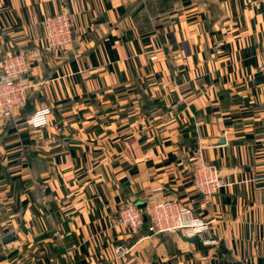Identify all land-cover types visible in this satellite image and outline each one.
<instances>
[{
  "label": "crops",
  "instance_id": "obj_1",
  "mask_svg": "<svg viewBox=\"0 0 264 264\" xmlns=\"http://www.w3.org/2000/svg\"><path fill=\"white\" fill-rule=\"evenodd\" d=\"M63 13L73 44L48 49ZM18 55L30 89L0 119V262L264 264V0H0V60ZM201 163L224 183L211 197ZM171 198L210 242L113 223Z\"/></svg>",
  "mask_w": 264,
  "mask_h": 264
},
{
  "label": "built area",
  "instance_id": "obj_2",
  "mask_svg": "<svg viewBox=\"0 0 264 264\" xmlns=\"http://www.w3.org/2000/svg\"><path fill=\"white\" fill-rule=\"evenodd\" d=\"M46 46L48 49L64 50L74 41V19L68 13L48 17L44 21ZM30 65L24 56H11L0 60V119L9 118L23 109L28 100L30 86L24 82ZM52 109L41 106L28 119V126L39 131L51 123ZM193 184L205 197H211L224 186L218 168L213 164L201 163L193 167ZM150 229L154 234L172 233L185 238H208L211 222L193 218L191 211L177 199L152 200L146 212ZM130 231H137L145 223V215L135 202L125 204L113 221ZM122 250V249H121ZM120 251V249H119ZM2 262V261H1ZM0 264H29L24 256L4 260Z\"/></svg>",
  "mask_w": 264,
  "mask_h": 264
},
{
  "label": "water",
  "instance_id": "obj_3",
  "mask_svg": "<svg viewBox=\"0 0 264 264\" xmlns=\"http://www.w3.org/2000/svg\"><path fill=\"white\" fill-rule=\"evenodd\" d=\"M16 240V237H15V234L14 233H10L8 235H6L4 238H3V243L4 244H9L13 241ZM189 241L191 242H198L199 241V238L197 236L195 237H192V238H188Z\"/></svg>",
  "mask_w": 264,
  "mask_h": 264
},
{
  "label": "trees",
  "instance_id": "obj_4",
  "mask_svg": "<svg viewBox=\"0 0 264 264\" xmlns=\"http://www.w3.org/2000/svg\"><path fill=\"white\" fill-rule=\"evenodd\" d=\"M27 102H28V100H27ZM34 111H35V110H34ZM34 111H33V112H34ZM33 112H32V113H33ZM141 209H142V211H143V213H144V215H145V223H144V225L147 224L148 227H150V222H149V218L147 217V214H146V209H145V208H141ZM144 225H143V226H144ZM143 226H142V227H143Z\"/></svg>",
  "mask_w": 264,
  "mask_h": 264
},
{
  "label": "rangeland",
  "instance_id": "obj_5",
  "mask_svg": "<svg viewBox=\"0 0 264 264\" xmlns=\"http://www.w3.org/2000/svg\"><path fill=\"white\" fill-rule=\"evenodd\" d=\"M10 57H11V56H10ZM21 110H22V109H20V110H18V111H21ZM18 111H17V112H18ZM15 113H16V112H15ZM33 113H34V112H33ZM123 206H124V205H123ZM123 206H122V207H123ZM122 207H121V208H122ZM14 257H15V256H14ZM14 257H13V258H14ZM2 262H3V261H2ZM2 262H0V263H2Z\"/></svg>",
  "mask_w": 264,
  "mask_h": 264
}]
</instances>
